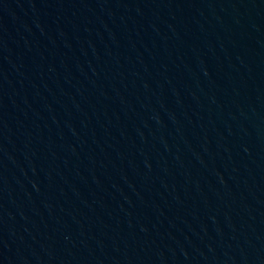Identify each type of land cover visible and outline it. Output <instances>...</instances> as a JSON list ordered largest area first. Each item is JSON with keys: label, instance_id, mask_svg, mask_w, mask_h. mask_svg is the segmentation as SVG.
Wrapping results in <instances>:
<instances>
[{"label": "water", "instance_id": "95a60500", "mask_svg": "<svg viewBox=\"0 0 264 264\" xmlns=\"http://www.w3.org/2000/svg\"><path fill=\"white\" fill-rule=\"evenodd\" d=\"M0 264H264V0H0Z\"/></svg>", "mask_w": 264, "mask_h": 264}]
</instances>
